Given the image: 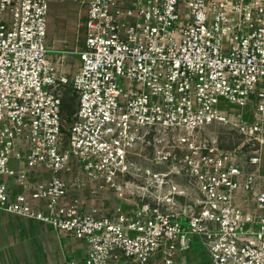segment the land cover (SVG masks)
Here are the masks:
<instances>
[{"label": "built area", "instance_id": "1", "mask_svg": "<svg viewBox=\"0 0 264 264\" xmlns=\"http://www.w3.org/2000/svg\"><path fill=\"white\" fill-rule=\"evenodd\" d=\"M59 1L0 0V209L82 238L64 264H178L195 240L209 264H264V0H73L83 45L51 56ZM214 123L241 144L219 148ZM102 185L136 204L98 216L70 195Z\"/></svg>", "mask_w": 264, "mask_h": 264}, {"label": "crops", "instance_id": "2", "mask_svg": "<svg viewBox=\"0 0 264 264\" xmlns=\"http://www.w3.org/2000/svg\"><path fill=\"white\" fill-rule=\"evenodd\" d=\"M127 7L129 0H119ZM85 5L73 0L52 2L46 18V45L49 49L71 50L83 37V28L80 26L85 16ZM68 57L66 62H72L73 73L76 72L79 61ZM69 63V64H70ZM16 164V170L21 164L11 159L8 162ZM11 170V169H10ZM33 181L47 179L46 170H30ZM72 181L75 175L68 173L63 176ZM4 181L12 190L13 196L18 189L13 175L4 176ZM98 193L91 195L88 190L70 192L78 195L86 202L85 212L95 208L98 216L112 217L121 214L136 204V200L126 195H119L107 186L102 185ZM87 251L86 242L74 234L56 231L52 226L30 218L16 216L0 209V264H64L67 261L82 262ZM209 262V261H208ZM123 263V262H122ZM128 264V263H123ZM178 264H200L190 250L181 255Z\"/></svg>", "mask_w": 264, "mask_h": 264}, {"label": "rangeland", "instance_id": "3", "mask_svg": "<svg viewBox=\"0 0 264 264\" xmlns=\"http://www.w3.org/2000/svg\"><path fill=\"white\" fill-rule=\"evenodd\" d=\"M83 39H84V36L83 37L81 36V40L76 44L77 47H82ZM49 51H50L51 56H55L57 54L56 53L57 51H54L51 49H49ZM72 57H73V59L71 61H73V60L79 61L78 56L72 55ZM69 63L70 62L65 61L61 65V68L66 73L65 75L67 78H71L74 74L73 70H72L73 66L71 67V65H73L74 63L73 64H72V62L70 64ZM68 89H69V87L65 88L64 97H63V104L66 105V107L64 108V114L66 116H71V114L73 113L72 111H73V107L75 106V102H74L73 98L70 96V92ZM220 107L222 108V105ZM229 107H231V105H229ZM204 129H205L204 134L207 137L208 136L211 137L213 141H216L217 146L221 149H232L233 147H235L238 144H241V142H242V139L237 134V132L232 130V129H229V127H227V126H223V125L214 123V124L206 126ZM262 156L264 159V148H263V155ZM10 167H11L10 169L13 172V174H15L16 164L14 162L10 163ZM261 172L264 174V164L262 166ZM191 252L193 253L194 258L196 260H198V262H200V264H209L208 257L206 255L203 247L199 243V241L195 240L192 242ZM122 262L124 263V261H120L117 264H123ZM125 263H127V262H125ZM128 264H130V263H128Z\"/></svg>", "mask_w": 264, "mask_h": 264}, {"label": "trees", "instance_id": "4", "mask_svg": "<svg viewBox=\"0 0 264 264\" xmlns=\"http://www.w3.org/2000/svg\"><path fill=\"white\" fill-rule=\"evenodd\" d=\"M72 99V98H71ZM66 107V105L63 104V113H64V108ZM73 112V111H72Z\"/></svg>", "mask_w": 264, "mask_h": 264}]
</instances>
